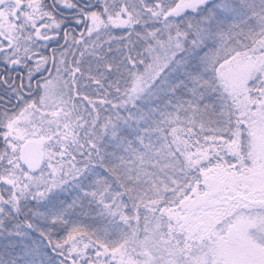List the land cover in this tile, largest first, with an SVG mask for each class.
Instances as JSON below:
<instances>
[{
    "label": "snow or ice",
    "instance_id": "obj_1",
    "mask_svg": "<svg viewBox=\"0 0 264 264\" xmlns=\"http://www.w3.org/2000/svg\"><path fill=\"white\" fill-rule=\"evenodd\" d=\"M0 264H264V0H0Z\"/></svg>",
    "mask_w": 264,
    "mask_h": 264
}]
</instances>
